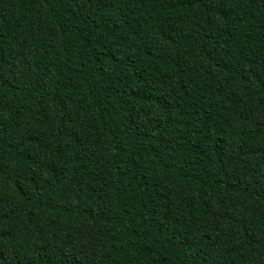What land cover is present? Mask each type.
<instances>
[{"label":"trees","instance_id":"obj_1","mask_svg":"<svg viewBox=\"0 0 264 264\" xmlns=\"http://www.w3.org/2000/svg\"><path fill=\"white\" fill-rule=\"evenodd\" d=\"M0 264H264V0H0Z\"/></svg>","mask_w":264,"mask_h":264}]
</instances>
